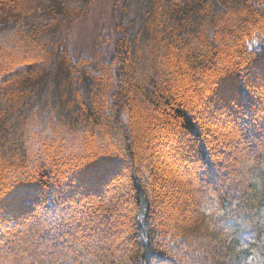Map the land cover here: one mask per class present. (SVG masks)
<instances>
[{
	"label": "trees",
	"instance_id": "1",
	"mask_svg": "<svg viewBox=\"0 0 264 264\" xmlns=\"http://www.w3.org/2000/svg\"><path fill=\"white\" fill-rule=\"evenodd\" d=\"M96 1L0 0V264H264V0H124L92 67Z\"/></svg>",
	"mask_w": 264,
	"mask_h": 264
},
{
	"label": "rangeland",
	"instance_id": "2",
	"mask_svg": "<svg viewBox=\"0 0 264 264\" xmlns=\"http://www.w3.org/2000/svg\"><path fill=\"white\" fill-rule=\"evenodd\" d=\"M123 1L114 6L111 0H97L89 15L75 25L70 40L74 59L84 55L91 60L92 67L102 59H109L114 49L115 24L122 13ZM176 206L177 202L170 204V210L174 212ZM106 247L101 248L104 251Z\"/></svg>",
	"mask_w": 264,
	"mask_h": 264
}]
</instances>
